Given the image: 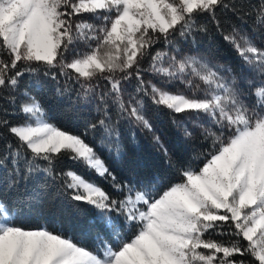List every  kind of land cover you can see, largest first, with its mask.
<instances>
[{"label": "rangeland", "instance_id": "rangeland-1", "mask_svg": "<svg viewBox=\"0 0 264 264\" xmlns=\"http://www.w3.org/2000/svg\"><path fill=\"white\" fill-rule=\"evenodd\" d=\"M213 2L0 0V35L12 62H57L85 80L92 71L119 73L135 61V29L164 32L177 22L179 8L190 11ZM233 45L241 58V81L234 64H215L185 48L157 54L149 69L152 79L142 78L149 96L176 114L181 133L220 131V152L199 171H187L183 183L152 202L141 192L107 195L67 172L70 188L106 222L116 223L121 217L135 223L136 231V220L142 221L138 241L135 238L119 252L107 250L97 257L42 231L5 227L0 232V264H180V249L197 219L210 217L208 210L236 219L245 205L255 216L246 236L264 253V48L241 32L235 34ZM3 66L0 62V76ZM120 93L136 126L166 150L162 135L139 108L141 103H134L124 85ZM21 111L29 122L10 131L34 154L69 151L97 176H103L105 168L91 148L51 127L34 102L24 103ZM200 209L206 214L198 213Z\"/></svg>", "mask_w": 264, "mask_h": 264}, {"label": "trees", "instance_id": "trees-1", "mask_svg": "<svg viewBox=\"0 0 264 264\" xmlns=\"http://www.w3.org/2000/svg\"><path fill=\"white\" fill-rule=\"evenodd\" d=\"M178 11L177 22L164 32L133 31L138 51L129 67L119 73L95 70L85 80L57 62H12L0 35L4 65L0 76V232L5 227L42 231L97 257L107 250L117 253L135 238L139 240L142 221L136 220V231L135 223L121 217L116 223L106 222L70 188L68 171L107 195L141 192L152 202L183 183L187 171H199L220 152L223 138L219 130L181 133L176 114L149 96L142 78L152 79L149 69L157 54L185 48L215 64H234L241 81V58L233 38L238 32L246 33L264 48V0H215L209 6ZM121 85L134 103H141L139 108L162 135L166 150L136 126L122 99ZM28 102L37 105L51 127L90 147L102 161L103 176L69 151L34 154L12 134L11 127L29 122L21 111ZM197 212L204 214L205 210ZM207 212L211 216L197 219L185 237L180 264H264V253L246 236L255 219L250 206L240 207L236 219Z\"/></svg>", "mask_w": 264, "mask_h": 264}]
</instances>
